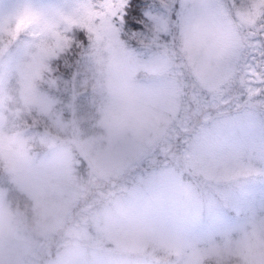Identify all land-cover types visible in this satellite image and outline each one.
<instances>
[{"label": "rangeland", "instance_id": "rangeland-1", "mask_svg": "<svg viewBox=\"0 0 264 264\" xmlns=\"http://www.w3.org/2000/svg\"><path fill=\"white\" fill-rule=\"evenodd\" d=\"M175 2L143 0L133 48L119 0H0L3 44L56 21L0 53V264H264V0H182L160 39Z\"/></svg>", "mask_w": 264, "mask_h": 264}, {"label": "snow or ice", "instance_id": "snow-or-ice-1", "mask_svg": "<svg viewBox=\"0 0 264 264\" xmlns=\"http://www.w3.org/2000/svg\"><path fill=\"white\" fill-rule=\"evenodd\" d=\"M112 8H116L115 2L111 5ZM240 5L238 3L232 4V9L230 14L234 18L238 19V15L235 10L238 9ZM167 11L168 27L167 31L163 33H158V37L162 39L167 36L168 40H173L174 35H184L185 31H190L191 29V6L185 5L182 0H176L170 7V11ZM130 12L135 16H139L140 12L136 9L133 0H119V7L116 11L108 12L106 10L105 14L112 15V22L119 29V33L122 39L126 43H130L133 48H139L142 46L143 42L148 38L149 35H153L152 28L154 21L151 19L149 13L144 15L149 20L151 25L150 31L145 32L138 28L136 25L140 24L139 20H133L130 16ZM100 13H97L99 15ZM41 15L39 12H25L24 14L18 16L15 22L14 33H18L23 29L33 28L37 25V18ZM175 16V19L172 17ZM252 35L249 37L251 40V47H253L254 52L251 56L252 63L248 64L249 69H254L253 74H258L260 77H264V20H261L258 25V30L253 29ZM13 32L10 31L9 35ZM79 39L82 43L86 45L87 36L84 32H81ZM259 83L264 89V79H261ZM257 95H264V91L257 93Z\"/></svg>", "mask_w": 264, "mask_h": 264}, {"label": "clouds", "instance_id": "clouds-1", "mask_svg": "<svg viewBox=\"0 0 264 264\" xmlns=\"http://www.w3.org/2000/svg\"><path fill=\"white\" fill-rule=\"evenodd\" d=\"M55 19L50 17L48 14H42L37 18V25L33 28L23 29L18 33H13L10 35V39H8L6 44H3L0 41V44H3V47L0 48V53L7 52L8 50L14 47V44L18 43L21 39L27 38L28 34L33 33L34 31H40L43 28H46L48 25L55 23ZM250 23H254L255 21L251 18L249 19Z\"/></svg>", "mask_w": 264, "mask_h": 264}, {"label": "trees", "instance_id": "trees-1", "mask_svg": "<svg viewBox=\"0 0 264 264\" xmlns=\"http://www.w3.org/2000/svg\"><path fill=\"white\" fill-rule=\"evenodd\" d=\"M133 3L136 6V9L139 10L140 13V18H142V21L147 22V17L144 15V11L142 10L141 7H144L143 0H133ZM133 15V13H131Z\"/></svg>", "mask_w": 264, "mask_h": 264}]
</instances>
